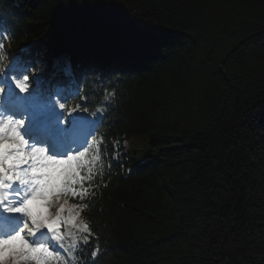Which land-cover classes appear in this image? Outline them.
<instances>
[{"label": "trees", "instance_id": "16d2710c", "mask_svg": "<svg viewBox=\"0 0 264 264\" xmlns=\"http://www.w3.org/2000/svg\"><path fill=\"white\" fill-rule=\"evenodd\" d=\"M117 1L127 20L103 28L83 0H0L6 38L31 46L37 71L70 45L89 102H113L81 258L264 264V0ZM129 139L151 155L118 151Z\"/></svg>", "mask_w": 264, "mask_h": 264}, {"label": "snow or ice", "instance_id": "6c2138e0", "mask_svg": "<svg viewBox=\"0 0 264 264\" xmlns=\"http://www.w3.org/2000/svg\"><path fill=\"white\" fill-rule=\"evenodd\" d=\"M31 62L29 50L22 49L8 69V78L0 77V216L7 214L4 223L12 228L0 236V264H53L61 238L59 218L52 219L48 208L66 191L65 184L79 175L73 162L83 155L81 148L87 147L90 134L87 117L65 120V113L42 90L40 77L32 78L29 91ZM65 71L70 73V65ZM10 217L16 218L14 222L9 223ZM45 236H49L46 242ZM98 251L92 252L93 258Z\"/></svg>", "mask_w": 264, "mask_h": 264}, {"label": "water", "instance_id": "95a60500", "mask_svg": "<svg viewBox=\"0 0 264 264\" xmlns=\"http://www.w3.org/2000/svg\"><path fill=\"white\" fill-rule=\"evenodd\" d=\"M83 12L86 17L104 26L106 23H121L127 17L128 8L115 0H83Z\"/></svg>", "mask_w": 264, "mask_h": 264}, {"label": "bare ground", "instance_id": "6f19581e", "mask_svg": "<svg viewBox=\"0 0 264 264\" xmlns=\"http://www.w3.org/2000/svg\"><path fill=\"white\" fill-rule=\"evenodd\" d=\"M2 8V7H1ZM22 9H24V6L22 7ZM6 14V13H5ZM53 29L57 30L56 27H53ZM58 32V31H57ZM52 36L54 35V33L51 34ZM73 41V39H72ZM67 44H70V41H68ZM72 47V45H71ZM72 55V51H71V48H70V45H65L63 46L61 49L53 52V53H49L48 56L49 58H51L54 63L51 65V68L49 70V73H50V76L51 78H53L54 80H52L53 82L55 83H58V82H63L65 84H75L77 83L78 79H74V80H71V79H64L63 77H60L59 76V72H60V69L65 66L66 62H67V59ZM110 57H113L112 55ZM117 57V56H116ZM114 60L116 58H113ZM59 61V62H58ZM97 60H95L96 62ZM118 62L120 61L119 59L117 60ZM100 64L103 66L101 68H109L110 67V64H109V59H106V60H102L100 61ZM102 69V70H103ZM101 70V71H102ZM83 74H86L85 71H83ZM47 75V74H46ZM51 86V85H50ZM127 146V143L126 141L121 143V145L119 147H117V150L120 151V150H124V148H126ZM147 149H149L148 146H143Z\"/></svg>", "mask_w": 264, "mask_h": 264}, {"label": "rangeland", "instance_id": "374dc122", "mask_svg": "<svg viewBox=\"0 0 264 264\" xmlns=\"http://www.w3.org/2000/svg\"><path fill=\"white\" fill-rule=\"evenodd\" d=\"M139 150L142 151L141 153H143L145 156H150L151 152H149V149L143 147L142 144H140L138 146ZM59 201H54L53 204L50 203L49 208H48V215L52 218V219H56L57 217H54V215L50 214V210L53 207H58ZM59 216V215H58ZM63 238L65 239V245L67 247V249H69L72 245H74L75 242V233L73 231H71L70 229H67L66 234L63 236ZM67 258V257H65Z\"/></svg>", "mask_w": 264, "mask_h": 264}]
</instances>
